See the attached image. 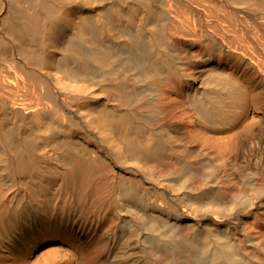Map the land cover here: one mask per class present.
Segmentation results:
<instances>
[{
	"label": "bare ground",
	"instance_id": "6f19581e",
	"mask_svg": "<svg viewBox=\"0 0 264 264\" xmlns=\"http://www.w3.org/2000/svg\"><path fill=\"white\" fill-rule=\"evenodd\" d=\"M264 264V0H0V264Z\"/></svg>",
	"mask_w": 264,
	"mask_h": 264
},
{
	"label": "rangeland",
	"instance_id": "374dc122",
	"mask_svg": "<svg viewBox=\"0 0 264 264\" xmlns=\"http://www.w3.org/2000/svg\"><path fill=\"white\" fill-rule=\"evenodd\" d=\"M186 261L189 263V264H203L201 262V258H199V256H196V255H193V256H189L187 257Z\"/></svg>",
	"mask_w": 264,
	"mask_h": 264
}]
</instances>
